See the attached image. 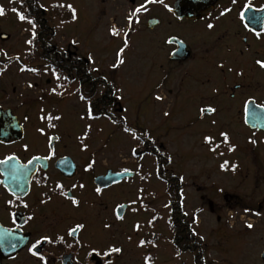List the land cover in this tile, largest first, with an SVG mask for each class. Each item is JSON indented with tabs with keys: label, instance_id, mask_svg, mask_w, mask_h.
Listing matches in <instances>:
<instances>
[{
	"label": "flooded vegetation",
	"instance_id": "af4514ba",
	"mask_svg": "<svg viewBox=\"0 0 264 264\" xmlns=\"http://www.w3.org/2000/svg\"><path fill=\"white\" fill-rule=\"evenodd\" d=\"M115 1L97 0L99 10L96 15L99 20V15L110 14ZM124 1L127 3V38L138 41L146 46L147 51L158 54L160 61L156 65L160 84L166 85L170 78L177 85L174 106L180 113L179 117L190 125L193 134L208 135L216 131L217 125L221 127L228 124L227 115L232 113L230 121L242 127L248 144L252 146L250 172L254 173L256 181L261 180L264 185V117H256L254 128L245 122L249 101H254L258 108L264 110V69L256 64L257 60H264V21L260 24L249 22L251 16L264 17V0H236L235 4L232 0H163V3ZM141 4H146L148 10L138 14L139 23L135 22V17L129 23V13ZM245 4L251 7L246 9ZM0 6L5 9V15L0 16V160L9 156L16 157L7 164H0V236L16 244L13 248L6 242L0 243V264H109V261L110 264H116L119 253H111L107 257L96 253L117 247V222L125 221L136 209H133L131 201L117 203L116 189L132 181L141 169L139 167L138 171H132L121 167L117 170L114 159H109L105 150L85 149L82 134L65 131L64 118L48 120V116H43L41 112L36 115V72L20 69L44 65L56 79L54 70L61 77L56 79L57 82H70L75 86L70 92L65 87L68 94L64 98L76 97L80 100V95H84L87 100H91L92 108L95 100H104L111 93L113 100L106 101L112 104L114 111L116 79L99 70L94 71L88 59L76 51L78 48L75 45H65V50L57 51L56 47L49 44L48 40L51 42L55 37L51 26L52 12L50 8L44 11L40 0H23L22 3L20 0H0ZM13 7L35 22V37L32 36V25L27 20H19L17 14L11 11ZM169 8L172 10L169 11ZM226 8L231 11L221 15ZM241 12L246 13L243 20L240 18ZM19 23L30 29V35L22 45V53L17 51L14 42ZM208 24L214 27L208 28ZM256 32L261 35L257 37ZM43 34L52 36L44 38ZM28 40H32V44L26 43ZM37 41L46 49L42 54L44 62L38 65L35 60ZM8 44L12 46L9 48ZM153 67L150 65L145 68V74L153 73ZM63 77L68 79L64 80ZM47 83L50 84L51 79ZM185 103L190 106L187 114L181 112ZM208 107L216 111L201 114L200 109ZM103 118L112 124L124 125L122 119H116L113 112L108 118L102 116L92 120ZM40 129H43V133ZM225 132L228 133L229 142L224 143L219 133L221 144L218 147L215 144V151L213 148L209 150L211 154L227 151L225 155H230L236 151H229V147L233 145L234 137L240 135L229 129ZM147 140L144 144L146 150L142 153L146 152L156 158L155 144L151 139ZM53 151L55 154L51 155ZM50 155V159L33 160V157ZM29 160H32L31 164ZM91 161H95L93 167L85 171ZM232 165H236L234 171ZM239 166L238 157H235L232 163H228L227 169H220L235 175ZM109 172H133L135 175L131 179L103 187L101 193L97 194L95 189L99 186L96 179ZM170 173L173 172L165 170L166 177ZM165 176L158 171V178L166 184L168 193L169 181ZM177 178L180 181L176 183L181 185L180 200L184 204L185 186ZM80 184L84 187L80 188ZM252 184L257 183L253 181ZM57 185H62V189ZM73 198L79 201L78 206L72 204ZM200 199L202 202L205 200L203 196ZM210 199L207 205L212 214L238 209L254 218L264 216V197H252L248 201V198L233 189L223 194L220 206ZM137 203L144 209L142 200ZM183 210L187 218L177 223L175 233L170 232L174 256L188 257L194 264H197V260L200 264H209L208 245L196 236L195 218L185 212L184 205ZM119 214L122 217L120 219L117 218ZM77 224H82L83 228L70 235L69 230ZM187 229L190 237L183 241L181 232ZM43 236L50 237L51 242L42 241L38 246L39 256L44 257L41 261L39 256H33L28 249ZM158 237H152L155 243H151V239L142 238L140 241L145 243L141 246L139 241L138 245L148 248L149 253L158 252ZM190 240L192 245H188L187 241ZM198 242L200 247L196 245ZM190 248L192 251H189ZM197 250H201L198 255ZM263 253L264 250L259 255L261 264H264ZM150 257L154 263L155 254ZM151 261L149 259L146 263L153 264Z\"/></svg>",
	"mask_w": 264,
	"mask_h": 264
},
{
	"label": "rangeland",
	"instance_id": "374dc122",
	"mask_svg": "<svg viewBox=\"0 0 264 264\" xmlns=\"http://www.w3.org/2000/svg\"><path fill=\"white\" fill-rule=\"evenodd\" d=\"M40 1L46 9L52 7L54 2L71 4L76 9L77 18L74 22L61 24L50 15L51 19L53 18L51 26L55 29L52 46L56 47L57 51H63L66 49L65 45H75L78 48L75 50L88 59L92 69H98L116 79V96L122 110L117 106L114 115L116 119H122L124 122V125L118 126L104 118L89 119L87 102L76 97L64 98L68 94L67 90L70 92L75 86L70 82H57L44 65L37 64L36 69L39 71L36 72L34 90L36 115L41 112L43 116L56 115L64 118L65 131L82 134L88 149L105 150L107 157L114 159L117 170L121 167L132 171H138L139 167L141 169L132 181L116 189V202L131 201L134 204L133 209H136L125 221L117 222L116 245L122 251L116 264H147L145 258L148 257L151 261L150 255L154 254L155 262L151 261L153 264H194L188 257L174 256L175 250L171 244L168 227L169 201L166 184L158 178L156 158L141 153L145 149L142 138L151 139L170 157L171 171L185 186V212L195 218L194 229L197 238L201 240L202 236V243L208 245L209 264H261L259 255L264 250V216L254 218L238 209L212 214L207 205L211 198L214 204L220 206L223 194L233 189L248 198V201L252 197H264L262 181H256V176L250 172L252 146L248 144L242 127L230 121L232 113L227 115L228 124L221 127L217 125L215 132L212 131L208 135L192 133L190 125L179 117L180 113L174 106L176 83L169 78L166 85L160 84L156 65L160 61L158 54L147 51L146 46L125 36L123 31L126 26L127 3L124 0H116L110 14L99 15L100 20L96 15L97 9L99 10L97 0ZM113 26L118 29V36L110 34ZM29 35V27L19 23L14 40L18 52L22 53V45ZM125 39L128 40L123 54L125 64L114 69L111 65L115 62L117 51L124 47ZM10 46L12 44L7 45L9 48ZM89 56L92 57L91 60ZM150 65L154 66V72L146 75L145 68ZM48 79H51L50 84L47 83ZM53 88L56 89L55 93L52 92ZM118 89L121 91H117ZM62 90L65 91L61 93ZM157 95L163 99L156 100ZM60 98L63 100L60 101ZM189 111L190 106L185 103L181 112L187 114ZM165 112L168 115H164ZM88 125H91L90 129ZM121 126L131 131L125 132ZM227 129L240 135L234 137L231 145L236 151L230 155H225L227 151L211 154L209 150L215 144H221L219 133ZM133 134L139 139L134 138ZM205 136L212 137L211 144L204 140ZM133 149H136L138 159L136 154H132ZM235 157H238L240 164L235 175H231L230 171L222 172L221 163L225 160L232 163ZM253 181L257 184H252ZM201 196L205 199L203 202ZM139 200H142L144 209L137 203ZM157 218L158 221L154 225ZM150 223L154 227L150 226ZM249 223L253 228L246 227ZM136 225H139V228L134 230ZM154 235L159 236L156 242L158 252L149 253L148 248L139 247L138 243L142 238L151 239V243H155L152 241Z\"/></svg>",
	"mask_w": 264,
	"mask_h": 264
},
{
	"label": "snow or ice",
	"instance_id": "6c2138e0",
	"mask_svg": "<svg viewBox=\"0 0 264 264\" xmlns=\"http://www.w3.org/2000/svg\"><path fill=\"white\" fill-rule=\"evenodd\" d=\"M20 2L22 3L23 0H20ZM157 2H158V3H163V0H146V3H157ZM232 3L235 4V3H236V0H232ZM164 6H165L166 8L168 7V5H166V4H165ZM54 7H65V5H63V4H59V5H54ZM66 7L70 10V12H71V16H72V19L75 20V19L77 18V16H76V9H75L71 4L66 5ZM244 7L247 9V8L251 7V5H250V4H245ZM147 10H148V9H147V7H146V4H141V5H139L138 7H136L135 9H133V10L129 13L128 17H127L129 23L133 22V18H134V17H135V22H136V23H139V16H138V14H139L141 11H147ZM171 10H172V9L169 8V11H171ZM11 11H12L13 13H16V14H17V17H18L19 20H21V21H25V20H27V22H28L29 24L32 25V28H33L32 36L35 37V35H36V33H35V31H34V29H35V27H36L35 22H34L33 20L29 19L28 17H26V15H25L23 12L19 11V10H18L17 8H15V7H13V8L11 9ZM230 11H231V9H227V8H226V9H224L223 12H221V15H225L226 13H228V12H230ZM4 15H5V9H4L3 6H0V16H4ZM245 15H246L245 12H241V13H240V18L243 20L244 17H245ZM262 21H264V17H256V16H251V17H249V22L252 23V24H260ZM207 27H208V28H213L214 26H213L212 24H208ZM245 27H247V24L245 25ZM110 34H111L112 36H118V35H119V31H118V29H117L115 26H113V27L110 29ZM127 35H128V33L125 32V36H126V37H127ZM255 35H256L257 37H259V36L261 35V33H260V32H256ZM26 43H28V44H32V40H28V41H26ZM73 43H75V41H73ZM127 46H128V40L125 39V40H124V47H121V48L117 51V53H116V59H115V62L112 63V65H111L112 68L116 69V68H119L121 65H124V64H125V60H124V58H123V54H124V52H125V48H126ZM91 59H92V57L89 56V60H91ZM256 64H257L260 68L264 69V60H257V61H256ZM220 67H223V66L221 65ZM20 70H21V71H31V72H37V71H39V70L36 69V68H26V67H22ZM93 70H94V71H98V69H93ZM53 74L55 75V77H56L57 80L61 79V77L59 76V74L55 73L54 70H53ZM63 79H64V80H67L68 77H63ZM104 79L107 80L106 77H105ZM28 86H29V87H32L31 84H29ZM58 86H59V87H62V85H58ZM117 91H121V90L118 89ZM52 92L55 93V92H56V89L53 88V89H52ZM79 98H80V100H87V98H86L84 95H80ZM155 99L159 101V100H162L163 97L160 96V95H157V96L155 97ZM87 103H88V108H87V116H88V118H89V119H96V117L93 115V112H92L91 100H87ZM215 111H216V109H215V108H211V107H208V108H201V109H200L201 114L208 113V112H213V113H214ZM164 115H168V113L165 112ZM60 118H61L60 116H55V117H53V116H51V115H49V116L47 117L48 120H52V119L59 120ZM82 118H83V117H82ZM41 119H44V117H41ZM212 123H215V121H212ZM88 128L90 129V128H91V125H88ZM123 130H124L125 132H130V131H131V130H130L129 128H127V127H125ZM39 131H41V132L43 133V129H40ZM133 135H134V134H133ZM220 135H221V137L223 138V142H224V143H228V142H229V136H228V133H226V132H221ZM134 138L139 139V137H135V135H134ZM204 139H205V141H206L207 143H209V144L212 143V137H210V136H205ZM251 142H252V143H255L254 140H252ZM83 147L86 149V148H87V145H84ZM217 147H218V145H217ZM25 149H27V146H25ZM212 150L215 151V148H213ZM234 150H235L234 146H230V147H229V151H234ZM54 154H55V153H54V151H53V152L51 153V155H54ZM132 154H133V155L136 154V149H133V150H132ZM51 155L48 156V157H43V158H41V157H33V160H37V159H50V158H51ZM14 159H16L15 156H9V157H7L5 160H0V164H7L9 160H14ZM28 163L31 164V163H32V160H29ZM94 163H95V161H91V162L87 165V167L85 168V171L90 170V169L93 167ZM220 167H221L222 169H227V167H228V162L225 161L223 164H221ZM235 168H236V165H232V170H233V171L235 170ZM125 171H127V170H125ZM57 187L62 189L63 186H62V185H57ZM73 187H76V185H73ZM79 187H80V188H83L84 185H83V184H80ZM95 191L97 192V194H100L102 190H101V188L97 187V188L95 189ZM13 194H15V193H13ZM63 194H64V195H67L66 193H63ZM49 199H50V197H49ZM42 202H43V201H42ZM8 203L10 204L11 201H9ZM72 204L78 206L79 201L73 198V199H72ZM24 206L27 207L26 204H25ZM119 207H123V205H120ZM246 211H247V209H246ZM257 215H259V213H257ZM31 218H32V217H29L28 219H31ZM117 218L120 219V218H122V217H120L119 215H117ZM17 227H19V226L17 225ZM105 227H109V225H105ZM246 227L249 228V229H251V228H253V225H252L251 223H249V224L246 225ZM81 228H83V225H82V224H77V225L75 226V228H72V229L69 230V234L71 235V234L75 233L78 229H81ZM136 228L138 229V228H139V225H136ZM193 234H195V233H193ZM200 239L202 240L203 237L201 236ZM42 241H48V242H51V239H50V237H48V236H43V237H41V239H38V240H37V241H36V242H35V243H34V244L28 249V251H29L33 256H39L38 246L41 244ZM5 242L8 243V246H9V247H13V248L16 247V244L11 243L10 241H7V240L5 239L4 236H0V243H5ZM144 243H145V241H143V240L140 241V245H141V246H142ZM94 251H95V250H94ZM121 251H122V249L119 248V247H111L107 252L96 253V254H97V255H101V254H102L103 256H106V257H107V256H110L111 253H120ZM177 254L179 255V253H177ZM39 259H40L41 261H43V260H44V257H43V256H39ZM149 259H150V258L146 257V258H145L146 262H147ZM109 264H110V261H109Z\"/></svg>",
	"mask_w": 264,
	"mask_h": 264
},
{
	"label": "trees",
	"instance_id": "16d2710c",
	"mask_svg": "<svg viewBox=\"0 0 264 264\" xmlns=\"http://www.w3.org/2000/svg\"><path fill=\"white\" fill-rule=\"evenodd\" d=\"M52 14L57 20L61 21L62 23H69V22L74 21L72 19L71 12L67 7H54L52 10ZM44 35L45 34H43L44 38H48L52 36L50 34L45 35V36ZM48 42L51 45V42L49 40ZM43 46H45V44H43ZM42 48L44 47H42V45L40 44V41H37L36 42V52H35L36 53L35 54L36 64L44 62L42 54L45 52L46 49L45 48L42 49ZM105 97L106 98L104 100L100 98L93 102L92 112L95 117L105 116L108 118L109 114L113 112V108L111 107L112 104H110L109 101H106V100H111V101L113 100L111 93H108ZM155 152H156L155 154H156L157 169L160 173L162 172L163 175L165 176V170L168 169L171 165L170 158L165 152L161 151L159 147L155 148ZM165 179L169 181L168 193H169L170 205H171V218L169 220L170 230L172 233H175L176 228H177V223H181L184 220V218L186 219L187 217H185L184 210H183V204L180 200L181 185L179 183H176L180 180L174 174H169L168 177L165 176ZM174 183L176 184L173 186ZM189 237H190V232L188 229L181 232V239L183 241H186V239ZM187 242L189 243L188 245H192V243H190L191 240ZM187 242L185 243L187 244ZM196 245L200 247L199 242ZM189 251H192L191 248L189 249ZM199 252H201V250L196 251L197 255L200 254ZM197 264H200L198 260H197Z\"/></svg>",
	"mask_w": 264,
	"mask_h": 264
},
{
	"label": "water",
	"instance_id": "95a60500",
	"mask_svg": "<svg viewBox=\"0 0 264 264\" xmlns=\"http://www.w3.org/2000/svg\"><path fill=\"white\" fill-rule=\"evenodd\" d=\"M174 59V57H173ZM261 114V115H260ZM264 117V110L261 108H258L254 101H249L247 106H246V115H245V122L248 126H250L251 128H254L255 124V119L256 117ZM134 174L133 173H113V172H109L106 176L103 177H99L96 179V184L100 187H107L111 184H115V183H119L122 180L126 179V178H131L133 177ZM119 216L121 217V215L119 214ZM263 260H264V253H263Z\"/></svg>",
	"mask_w": 264,
	"mask_h": 264
},
{
	"label": "bare ground",
	"instance_id": "6f19581e",
	"mask_svg": "<svg viewBox=\"0 0 264 264\" xmlns=\"http://www.w3.org/2000/svg\"><path fill=\"white\" fill-rule=\"evenodd\" d=\"M169 219L171 218V213L169 214V217H168Z\"/></svg>",
	"mask_w": 264,
	"mask_h": 264
}]
</instances>
